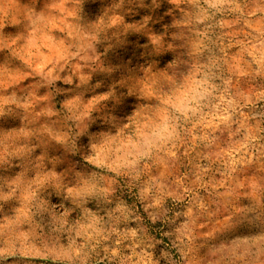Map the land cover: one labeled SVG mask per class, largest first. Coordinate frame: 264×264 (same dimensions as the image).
I'll use <instances>...</instances> for the list:
<instances>
[{
	"label": "rangeland",
	"instance_id": "obj_1",
	"mask_svg": "<svg viewBox=\"0 0 264 264\" xmlns=\"http://www.w3.org/2000/svg\"><path fill=\"white\" fill-rule=\"evenodd\" d=\"M0 264H264V0H0Z\"/></svg>",
	"mask_w": 264,
	"mask_h": 264
}]
</instances>
